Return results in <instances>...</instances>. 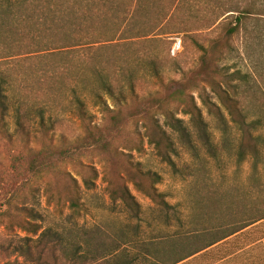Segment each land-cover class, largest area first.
I'll return each mask as SVG.
<instances>
[{
	"label": "rangeland",
	"instance_id": "1",
	"mask_svg": "<svg viewBox=\"0 0 264 264\" xmlns=\"http://www.w3.org/2000/svg\"><path fill=\"white\" fill-rule=\"evenodd\" d=\"M112 1L103 8L105 19L104 13L86 23L87 45L74 46L72 13L64 12H72V0H0V86L8 106L0 122V188L38 214H18L31 229L0 222V264H264V219L252 222L264 214V44L252 51L236 40V51L220 63L240 75L233 80L237 96L259 135L255 159L248 150L238 155L241 132L226 112L221 109L222 119L209 113L193 92L203 122L177 111L187 137L159 117L174 146L172 163L143 137L141 150L120 149L107 170L92 163L93 178L87 166L54 159L51 174L30 184L22 174L12 187L4 184L17 165H26L30 148L50 156L58 142L71 145L81 136L77 99L93 122L101 121L100 101L111 103L103 79L116 89L131 79L144 96L158 87L153 66L167 80L195 65L199 52L180 30L202 40L203 0H183L167 23L171 0H145L135 8L130 0ZM17 109L26 115L21 132H15ZM134 169L159 175L162 202L127 179ZM111 184H125L138 206L112 198ZM75 190L79 205L72 209ZM5 208L0 200V212Z\"/></svg>",
	"mask_w": 264,
	"mask_h": 264
},
{
	"label": "trees",
	"instance_id": "2",
	"mask_svg": "<svg viewBox=\"0 0 264 264\" xmlns=\"http://www.w3.org/2000/svg\"><path fill=\"white\" fill-rule=\"evenodd\" d=\"M130 6L134 8L144 3L145 0H130ZM172 9L170 15L164 18L167 23L172 19L173 14L179 8L183 0H171ZM204 10L201 9V27L199 35H192V31L183 28V36L190 37L193 45L199 52L195 65L188 70H181L179 78L165 80L159 69L152 67L153 75L157 79L158 87L155 91L147 95H140L133 80L130 79L127 88H114V83L102 80V90L108 95L111 103L100 101L101 121L95 123L91 120L84 108V103L76 100V116L81 123L82 134L72 140L68 145L63 140L58 142L54 154L47 156L41 151L32 148L28 156V161L23 167L17 165L15 173L8 175V180L4 184H15V179L22 175V180L30 184L39 180L44 175L51 174L56 169L53 160L68 163L74 167L87 166L91 169L92 178L96 171L92 163H100L105 170L112 161L122 155L124 150H141L143 137L154 146L160 158L168 163H172L171 153L174 152L173 143L166 130L159 122V117H163V123L168 127L177 130L184 137H187V130L183 126V120L177 116V111L188 114L197 122H203L201 109L196 102V97L207 107L208 112L223 118L222 110L229 116L230 120L241 132L240 147L238 155L243 157L245 150L255 157L258 154L259 135L256 133V121H250L244 111V106L237 96V85L233 82L238 78V73L225 71V61L236 51L234 41L238 40L239 45L252 51L257 46L264 44V0H203ZM76 2H79L77 4ZM110 3V4H109ZM107 4H113L112 0H72V12L64 9L66 15L72 13V40H76L74 46L87 45L84 40L86 23L89 24L100 19H105L107 12L103 10ZM129 6V7H130ZM63 12V11H62ZM61 17H64V12ZM106 15H105V14ZM105 15L103 18L99 17ZM124 20L121 17V22ZM166 23H163L165 25ZM172 32H165V34ZM191 35V36H190ZM85 36H88L85 35ZM99 41L88 42L89 45ZM73 44V42H72ZM153 65V64H152ZM207 88L209 89L207 91ZM193 92H196V97ZM210 93V94H209ZM8 106L6 94L0 86V122L4 119ZM26 115L20 109L16 111V131L21 132L24 126ZM2 125V123L0 124ZM44 128V122H40ZM142 128V132L140 129ZM17 162V161H14ZM127 179L136 188L143 191L147 196L156 202H162L161 194L157 191L155 183L159 182V175L155 172L141 171L139 169L129 170L125 173ZM20 178V177H19ZM92 178H84V184L88 187L93 185ZM144 181H148L145 185ZM26 179V180H25ZM71 181L74 179L71 177ZM2 185L0 184V187ZM33 190L32 187H30ZM75 189V188H74ZM48 199H52L53 194L49 187L46 189ZM4 194V195H2ZM112 198H119L129 207L136 208L138 205L125 184L115 187L110 186ZM0 200L6 208L0 212V222L6 220V227L11 229L14 225L21 228L31 229L30 221H25L18 217L24 213L31 219L37 218L38 214L32 208L27 209L17 206V194L12 192L6 197V192L0 188ZM69 207H78V196L76 190L71 192ZM15 211V212H12ZM264 219V214L252 222ZM14 221L16 223H14ZM264 239V234L262 235ZM195 253V252H194ZM194 253L190 254L193 255ZM188 255V256H190ZM187 256V257H188Z\"/></svg>",
	"mask_w": 264,
	"mask_h": 264
}]
</instances>
